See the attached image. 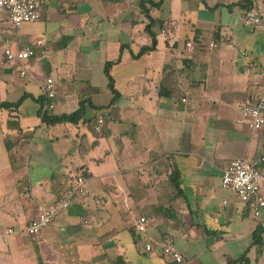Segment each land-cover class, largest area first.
Returning a JSON list of instances; mask_svg holds the SVG:
<instances>
[{
	"label": "crops",
	"instance_id": "obj_1",
	"mask_svg": "<svg viewBox=\"0 0 264 264\" xmlns=\"http://www.w3.org/2000/svg\"><path fill=\"white\" fill-rule=\"evenodd\" d=\"M40 1L42 17L34 24L15 28L0 12V101L24 100L19 109L0 111V264H112L119 258L120 264H167L161 248L168 243L185 264H205L194 263L195 247L218 261L229 255L228 242L231 249L241 239L250 245L227 264L246 252L250 264H264V248L259 254L251 246L257 226H264V208L259 219L252 216V206L222 186L225 165L263 154L264 130L252 133L240 106L262 83L264 24L247 25L243 0H164L150 10L164 22L154 28L156 50L134 59L133 52L152 43L140 0ZM256 8L264 11V2ZM197 38L203 43L193 51L188 43ZM38 40L43 45L36 46ZM26 46L36 55L22 76L24 64L8 61L4 50ZM120 57L112 75L121 97L111 107L104 70ZM136 62L144 66L134 73L129 67ZM48 78L57 90L54 113H71L85 101L86 123L41 124L33 98L43 95ZM100 115L110 121L98 132ZM80 170H86V195L40 237L30 236L27 225ZM174 173L181 196L172 188ZM143 215L147 231L136 233ZM8 229L15 233L7 236ZM147 244L154 251L147 252Z\"/></svg>",
	"mask_w": 264,
	"mask_h": 264
},
{
	"label": "built area",
	"instance_id": "obj_2",
	"mask_svg": "<svg viewBox=\"0 0 264 264\" xmlns=\"http://www.w3.org/2000/svg\"><path fill=\"white\" fill-rule=\"evenodd\" d=\"M41 5L40 0H0V12L6 13L10 23L15 28H19L26 23H35L41 19ZM245 21L252 26L263 25L264 11L258 10V8L248 11ZM43 43V40H38L36 46L43 45ZM188 47H192V44L188 43ZM211 47H218V43H211ZM4 54L8 61H18L24 64L21 70V75L24 76L30 70L29 60L36 55V49L34 46H26L16 50L6 47ZM261 77L262 83L259 91H251L240 106L241 117L252 133L264 130V66L261 68ZM42 89L43 94L49 100L45 103L44 110L54 112L57 99L54 80L48 78L42 85ZM103 122V116H98L95 123L96 131L101 130ZM263 164L264 150L263 154L256 159L240 158L229 162L224 166L222 175V186L233 190L240 202L251 205L253 214L258 219L264 208V197L261 194L264 181ZM85 184V178L82 175L77 176L67 188L64 196L53 204L41 208L39 215L27 225L26 232L32 237H40L42 231L50 225L59 213L68 210L77 197L86 195ZM148 225L149 219L141 216L135 223V229L144 234ZM14 233V229H8L7 236ZM146 251H154V246L147 244ZM162 252L178 263L184 260V256L172 243L163 245Z\"/></svg>",
	"mask_w": 264,
	"mask_h": 264
},
{
	"label": "trees",
	"instance_id": "obj_3",
	"mask_svg": "<svg viewBox=\"0 0 264 264\" xmlns=\"http://www.w3.org/2000/svg\"><path fill=\"white\" fill-rule=\"evenodd\" d=\"M105 4H115V3H120L123 2L125 0H102ZM164 0H140V9H141V13H143L146 18L148 19V23L146 25V32L149 34V36L151 37L152 43L150 46H144L141 48V50L135 54L134 52L132 53V57L134 59H139L140 57H142L143 55L152 52L154 50H156L157 48V33L154 31V28L158 27L159 30L163 28L164 22L162 20H158L156 18H154L151 13L150 10L151 8H154L156 10L161 9L162 4H163ZM259 2H264V0H243L242 1V7L243 9L246 11V13L248 11H251L253 9L256 8V6H258ZM246 13H245V20H246ZM222 39H226V38H219V40L217 42H220V44L222 42H225ZM197 41H192V50L194 51L195 48V44L196 43H203V39H199L197 38ZM122 52L124 50V46H122ZM192 51V53H193ZM191 57V56H190ZM121 61V57L117 60V61H113V62H107L105 65V74L108 78L109 81V89L111 90L112 94H113V98L111 101L110 106H114L116 107L118 100L121 97L120 92L116 89V85H115V79L112 75V68L119 64ZM27 97V96H26ZM39 105V110H38V116L41 120V124L47 128L52 127V126H56V125H60V124H74V125H78L80 123H86L88 120L86 119V110H87V106L85 105V101H81L80 102V107L71 112V113H67V114H61L58 115L54 112H49L48 110H44V105L48 100V98L43 94L37 98H33ZM24 100L23 98L20 99L18 102L16 103H9V102H3L0 101V111L5 109V110H11V109H19L20 106L23 104ZM109 119H107V115L104 116V122L102 124L101 129L106 125L107 121ZM110 121V120H109ZM89 122H92V120H89ZM80 174L85 178L86 176V170H80ZM179 174L174 173V179H173V185L172 188L175 191V195L176 196H181L182 195V189H181V182L180 179L178 178ZM77 177V176H76ZM73 182V179H72ZM72 182H69L68 187L70 186V184ZM67 187V188H68ZM67 188L65 190V192L61 195L64 196V194L67 191ZM60 197V196H59ZM60 197V198H61ZM59 198V199H60ZM144 216V215H143ZM147 217V216H145ZM148 218V217H147ZM253 247H259V254H262V249L264 248V226L262 224L259 223V225L257 226L256 230L253 233L252 236V245ZM248 253L246 252L245 254H243L239 259L231 261L229 264H250V259L248 258ZM120 260H122L121 258L118 259V261L112 263V264H120ZM167 264H185V258L183 260V262L178 263L174 260H171L170 262H167Z\"/></svg>",
	"mask_w": 264,
	"mask_h": 264
},
{
	"label": "rangeland",
	"instance_id": "obj_4",
	"mask_svg": "<svg viewBox=\"0 0 264 264\" xmlns=\"http://www.w3.org/2000/svg\"><path fill=\"white\" fill-rule=\"evenodd\" d=\"M244 21H245V18H244ZM26 24H34V23H26ZM25 25V24H24ZM249 27H259V26H252V25H249L247 24ZM171 27H169V31H170ZM155 51V50H154ZM153 52V51H152ZM150 53V52H149ZM148 54V53H147ZM261 59H260V64L263 63V60L262 59V56H260ZM144 63H140V62H136L133 64V66H130L129 68L133 69L134 73H136L137 71H139L141 68H143V65ZM264 65V64H263ZM139 73V72H138ZM241 115V113H240ZM244 121V120H243ZM64 128V127H63ZM70 128L73 130V129H76L74 126H71V127H67ZM52 133H54L55 135H63L65 133V130L64 129H53ZM42 134V137H44V132L41 133ZM34 156H39L37 153L36 155ZM45 156H49V154L45 155ZM78 156V155H77ZM252 216H254L253 214V211H252ZM136 233H139L136 231ZM141 234V233H140ZM236 243V246L234 248H232L231 246V249L228 248V246L231 244V242H228V246H225V249L226 251L229 253V255L227 257H222L220 259H217L218 261L215 260V258L209 254H206L207 252H204V251H201L200 247H195L194 250H195V257L196 259L194 260V263L197 261H201V262H204L205 264H216V263H221V264H227L232 258L235 257V254H238L240 255L249 245H250V241L248 240H244V239H241V240H238L235 242ZM143 247L145 246V244L143 243L142 245ZM160 250V249H159ZM162 250V248H161ZM162 252V251H161ZM253 253V251H252ZM163 254V253H162ZM163 262H170L172 260L171 257L167 256V255H164L163 254Z\"/></svg>",
	"mask_w": 264,
	"mask_h": 264
}]
</instances>
